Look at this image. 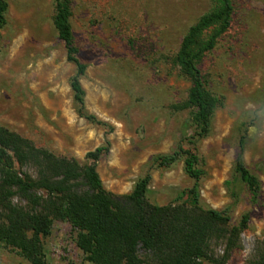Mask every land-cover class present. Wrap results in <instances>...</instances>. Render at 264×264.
<instances>
[{
  "label": "rangeland",
  "instance_id": "rangeland-1",
  "mask_svg": "<svg viewBox=\"0 0 264 264\" xmlns=\"http://www.w3.org/2000/svg\"><path fill=\"white\" fill-rule=\"evenodd\" d=\"M7 2L0 28V126L82 167L89 164L86 153L108 140L109 152L96 165L104 189L126 195L149 172L146 199L154 205L176 202L193 180L182 159L156 167L151 158L178 144L195 150L204 171L201 205H233L232 224L250 214L241 247L225 263L247 264L245 249L264 235V206L249 202L245 186L234 180L233 166L245 128L243 161L260 180L264 198V0H231L228 29L199 63L218 102L209 134L195 141L186 106L191 83L174 59L187 30L214 0H70L76 55L86 64L80 78L85 109L111 132L75 111L70 88L75 65L54 29L53 0ZM14 202L23 204L17 197ZM42 245L47 264H92L66 221L53 220ZM214 250L220 252L219 246ZM0 264L30 263L0 244Z\"/></svg>",
  "mask_w": 264,
  "mask_h": 264
},
{
  "label": "trees",
  "instance_id": "trees-1",
  "mask_svg": "<svg viewBox=\"0 0 264 264\" xmlns=\"http://www.w3.org/2000/svg\"><path fill=\"white\" fill-rule=\"evenodd\" d=\"M214 1V7L187 30L174 59L191 83L186 106L191 109L193 141L209 134L218 102L199 63L226 32L233 12L231 0ZM53 6L54 29L64 42L66 59L75 65L70 79L75 111L111 132L110 125L85 109L80 78L86 64L76 55L70 0H53ZM7 8V0H0V28ZM245 140L244 128L237 142L233 177L245 186L251 204L264 206L261 182L243 161ZM108 152L109 141L105 140L86 153L89 164L82 167L77 160L55 156L0 126V244L16 249L30 264H47L42 238L50 234L53 220H62L70 224L76 246L92 264H225L241 247L240 235L248 227L250 214L244 212L232 224L233 205L223 209L201 205L199 181L204 171L195 150L178 144L172 152L151 158L156 167H169L182 159L185 174L193 180L176 202L165 205L146 199L149 172L137 179L130 193H108L96 170L98 160ZM15 197L23 204L15 203ZM216 246L220 252L214 250ZM252 250L247 264H264V235Z\"/></svg>",
  "mask_w": 264,
  "mask_h": 264
},
{
  "label": "clouds",
  "instance_id": "clouds-1",
  "mask_svg": "<svg viewBox=\"0 0 264 264\" xmlns=\"http://www.w3.org/2000/svg\"><path fill=\"white\" fill-rule=\"evenodd\" d=\"M252 251H253L252 248H250V247H249V248H246V249H245V255H246V256H247V255H251V254H252Z\"/></svg>",
  "mask_w": 264,
  "mask_h": 264
}]
</instances>
